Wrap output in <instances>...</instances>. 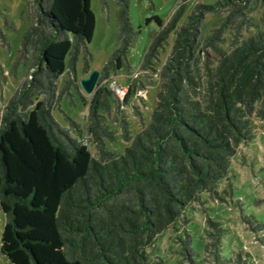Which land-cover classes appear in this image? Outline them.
Returning a JSON list of instances; mask_svg holds the SVG:
<instances>
[{"label": "trees", "instance_id": "trees-1", "mask_svg": "<svg viewBox=\"0 0 264 264\" xmlns=\"http://www.w3.org/2000/svg\"><path fill=\"white\" fill-rule=\"evenodd\" d=\"M28 1L30 25L16 58V65H28L26 77L0 124V208L6 219L0 252L10 264H156L146 250L202 194H217L252 132L251 118L264 117V30L243 37L254 26L250 13L264 0H218L194 8L159 71L151 120L133 138L125 132L131 144L123 153L107 149L113 135L96 114L105 88L91 103L92 139L75 122L63 127L52 115L73 83L70 78L57 96L67 57L71 75L80 53L92 59L91 0ZM116 2L117 49L102 76L123 66L140 33L132 26L130 0ZM210 14L223 18L206 32ZM154 20L161 28L157 39L175 29L158 16ZM227 33L230 49L224 47ZM221 232L216 229L214 245ZM190 244L188 239L185 249L192 254Z\"/></svg>", "mask_w": 264, "mask_h": 264}, {"label": "rangeland", "instance_id": "rangeland-1", "mask_svg": "<svg viewBox=\"0 0 264 264\" xmlns=\"http://www.w3.org/2000/svg\"><path fill=\"white\" fill-rule=\"evenodd\" d=\"M216 1L130 0L132 26L140 33L123 66L101 75L103 79L96 87V90L105 88L108 91L101 94L96 108L97 116L105 118V125L113 135L106 143L107 149L123 153L131 144L124 138L125 132L133 138L150 122L162 84L159 71L170 56L176 31L187 23L198 4L212 5ZM28 7V0H0V124L10 97L26 77L28 65H16V58L30 25ZM181 8L184 9L179 15ZM118 9L116 0H91L96 18L94 35L88 45L92 59L86 60L85 53H80L71 75V57L68 56L67 71L57 82L59 96L67 81L73 80L53 109L54 119L63 127L75 122L79 126L75 129L90 139L93 134H87L88 116L95 93L86 94L80 82L92 71L102 73L117 49ZM263 13L264 5L250 13L254 26L243 33L244 38L264 30ZM155 16L164 21V26L173 24L176 30L171 29L166 37L157 39L161 28ZM222 18L221 15H207L205 31L217 28ZM225 39L224 47L230 49L231 34L227 33ZM155 41L152 60L142 69L144 57ZM251 121L252 132L237 148L227 177L217 186V194L213 197L209 193L202 194L173 226L158 236L146 250L151 263L264 264V117L253 116ZM89 143L92 155L98 159L96 144ZM5 221L0 208V246ZM216 229H221L222 235L214 245ZM188 239L192 254L185 249ZM0 264H10L1 252Z\"/></svg>", "mask_w": 264, "mask_h": 264}, {"label": "water", "instance_id": "water-1", "mask_svg": "<svg viewBox=\"0 0 264 264\" xmlns=\"http://www.w3.org/2000/svg\"><path fill=\"white\" fill-rule=\"evenodd\" d=\"M100 77V71H92L87 78L81 80L80 86L86 94L91 95L95 93Z\"/></svg>", "mask_w": 264, "mask_h": 264}]
</instances>
